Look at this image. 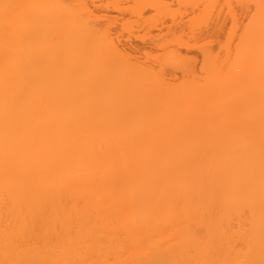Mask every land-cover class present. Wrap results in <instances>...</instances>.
<instances>
[{"label": "bare ground", "instance_id": "bare-ground-1", "mask_svg": "<svg viewBox=\"0 0 264 264\" xmlns=\"http://www.w3.org/2000/svg\"><path fill=\"white\" fill-rule=\"evenodd\" d=\"M71 1L0 0V264H264L262 0L180 86Z\"/></svg>", "mask_w": 264, "mask_h": 264}, {"label": "rangeland", "instance_id": "rangeland-1", "mask_svg": "<svg viewBox=\"0 0 264 264\" xmlns=\"http://www.w3.org/2000/svg\"><path fill=\"white\" fill-rule=\"evenodd\" d=\"M68 1V0H67ZM69 1H71V0H69ZM73 1V0H72ZM71 1V2H72ZM86 1H88V3L87 4H89V7H90V11H91V13L93 12V14L91 15V16H97L98 17V19L100 18V24H99V21H97L98 19H97V17H96V21L98 22V24L99 25H103V26H101V27H103V29L104 30H109V31H107L108 33H106V31H104V30H102V31H104V32H102V31H100V28H99V33L100 32H102V33H106V35H110L116 42H118L117 44H119V47H123V49L125 48L130 54H131V56H133V58L135 59V60H133V61H140L141 60V63H147V62H150V61H152V64H154V66L157 68V70L159 71V72H161V74L163 73V76H162V78L164 79V77L166 76V78H168L167 80H169L170 79V81H172L173 83H174V81H176L177 82V84H178V81H180L179 83L180 84H178L179 86L180 85H183V84H185V82H186V84H189V82H190V80L191 81H193V82H195V79H197V80H199L201 77L199 76V74L202 76V74H203V69L201 68L202 67V65H203V63L202 62H204L203 60H204V55H203V53L202 52H204L205 50H202L203 49V47H207V49H213L212 51L214 52V50L216 51V50H219V48H221L220 47V45L222 44V43H220V42H223V40H225V36H227L226 38H228L229 39V37H231V35L234 33V32H236V33H238L239 32V30L241 31V29H242V27H243V25H240V21H242L243 20V18H245L247 15L246 14H243V11L241 12L240 10H242V8H244V7H242L241 9L239 8V4H236L234 1V3L236 4V5H238V7H236L235 5H234V3H232L231 2V0L229 1V0H224V1H227L225 4L227 5V7H225L224 6V4H222V2H224L223 0H221V4H218L217 3V5L218 6H216V7H213V9H212V12L214 11V14L212 13L211 15V17H212V20H211V17L207 14V13H210V11L209 12H207L205 9L206 8H208V6L207 5H209V2H208V4H203V6H206V8L204 9L205 11H206V14L209 16H207L206 14H205V12H203L204 10H202V5H201V3H196V4H194V1H189L188 0V4H190L191 5V3H193L192 5H194V6H184L185 5V3H186V1L184 0V4L182 5V1L180 0H164V1H162V4H163V6L165 5V2L167 3V6L172 10V8H173V10L175 9V12H173V10L171 11L170 10V12H172V14L170 13H167V12H165V11H167L166 10V6H164V7H166L165 9H161L162 11L161 12H158V14L155 12L156 10H160V9H157L156 7H153V8H150L151 7V5L149 6V5H147V7L148 8H146L145 7V9L143 10V9H141L142 11H143V13H140V11H139V13H140V17H139V15H138V18H137V16H135V14L136 13H138V12H136V10L134 9L135 7H136V4H134V1H135V3H136V0H121V1H118V0H116V2L118 3L117 5L119 6V7H121V9H119V7L118 8H116L117 7V5H115V4H113V2H115V0H86ZM133 1V2H132ZM197 1V0H196ZM207 1H210V0H207ZM207 1H205L206 3H207ZM215 1V3L213 4L212 2H214ZM214 1H210L211 2V4H213V5H215L216 4V2H218L217 0H214ZM236 1V0H235ZM74 2V1H73ZM115 2V3H116ZM189 2H191V3H189ZM204 2V1H203ZM202 2V3H203ZM204 2V3H205ZM219 2H220V0H219ZM237 2V1H236ZM68 3H70V2H68ZM131 3L132 4H134L135 5V7H134V5H133V7L131 6ZM181 3V4H180ZM230 3V5L228 6V4ZM231 3L233 4V6L231 5ZM168 4H170V5H168ZM178 4H180V5H178ZM133 8V11H131L132 9H130V6ZM198 5H200V6H198ZM241 5V4H240ZM115 6V7H114ZM128 6V7H127ZM221 6H223V8H221ZM233 8V10L231 9V7ZM128 9H130V10H127V8ZM199 7V8H198ZM211 7V5L209 6V8ZM234 7H235V10H234ZM241 7V6H240ZM125 8V9H124ZM178 8V10L176 11V9ZM201 8V9H200ZM204 8V7H203ZM208 8V9H209ZM228 8H230L229 10H232L231 12H232V15L234 14V13H237L236 14V17L235 16H233V18L235 17L237 20H238V18L240 19V21H235V18L233 19L234 21H231L232 19L230 18V17H232V16H230L229 14H231L230 12H227V10H228ZM165 10V11H164ZM169 10V9H168ZM199 10H201V11H199ZM218 10H220L219 12L220 13H218ZM244 10V9H243ZM246 10V9H245ZM244 10V12L246 13V11ZM133 12H136V13H134V15H133ZM177 12H178V14H177ZM199 12H201L202 14H205V15H203V16H206V17H208V18H206L205 17V19L208 21V22H211V23H208V24H206V22L203 20V22L200 20V18L202 17H199V20L202 22V23H204L205 22V26L204 25H202L201 27H197V24H195L194 22L196 21V16H198V14L197 13H199ZM132 13V14H131ZM159 13H167V15L165 14V16L163 15V14H161V15H159ZM244 15V17L242 16V14ZM143 14V15H142ZM195 14V15H194ZM141 15H142V17H141ZM171 15V16H170ZM200 15V14H199ZM214 15V16H213ZM235 15V14H234ZM237 15H238V18H237ZM154 16V17H153ZM172 16H174V18H172ZM221 16V18H220V22L222 23V25L219 23V20H218V18ZM143 17H149V19L148 18H146V19H144ZM175 17H176V19H175ZM142 20H141V19ZM155 20H153V19ZM191 18L192 19H194L195 18V21L193 22V20H191ZM198 18V17H197ZM202 18H204V17H202ZM93 19V18H92ZM107 20H108V22H110L111 21V23H107ZM110 20V21H109ZM145 20H147L148 21V23L147 24H144V23H146L145 22ZM152 20V22H154L153 24H152V22H149V21H151ZM190 20V21H189ZM210 20V21H209ZM218 20V24H220L221 26H222V29H221V31L218 33V34H214V33H216V32H211L210 31V33H207V29L206 28H213V26L217 23H215V21H217ZM246 20V19H245ZM245 20H243V21H245ZM92 21V20H91ZM144 21V22H143ZM129 22L132 24V25H130V30H128L129 29V27H128V29H125L123 26H124V24L125 23H127V24H129ZM176 22V23H175ZM194 23L193 24V26H195V28L191 25V23ZM197 22V21H196ZM199 22V21H198ZM236 22V23H235ZM92 23H96L95 22V17H94V22H91V24ZM200 23V22H199ZM215 23V24H214ZM243 23V22H242ZM241 23V24H242ZM245 23V22H244ZM243 23V24H244ZM127 24H126V28H127ZM217 24V29L218 28H220L221 26H219ZM231 24H233V26H237V28L235 29V28H232L233 30H231L230 28H231ZM96 25V24H95ZM199 25V24H198ZM201 25V24H200ZM93 26H94V24H93ZM104 26H106L107 28H104ZM129 26V25H128ZM190 26H192L193 28H190ZM95 27V26H94ZM109 27H110V29H109ZM206 27V28H205ZM214 27H216V25L214 26ZM238 27H240V28H238ZM96 28V27H95ZM102 29V28H101ZM193 31H192V30ZM206 29V30H205ZM214 29V28H213ZM216 29V31H218ZM230 29V30H229ZM128 30V31H127ZM195 30V31H194ZM227 30H229V32L231 31H233V33H229V34H231L230 36H229V34H227L226 32H228ZM177 32V34L179 35V37L177 36V34H175ZM110 33V34H109ZM204 33H207L208 34V36L212 33V35H210L209 36V38H206V36L204 35ZM214 34V35H213ZM109 36V37H110ZM205 36V37H204ZM234 35H232V37H233ZM238 36V35H237ZM237 36H234L235 38H237ZM108 37V36H107ZM179 38L178 40L179 41H177L176 39L177 38ZM233 37V39L234 40H236L235 38ZM205 38V39H204ZM184 39L185 40V45H183V43L181 42V44L179 43L180 41H182V40ZM110 40H112L111 38H110ZM168 40V41H167ZM206 41V42H205ZM230 41H231V39H230ZM229 41V42H230ZM233 41V40H232ZM236 41H238V39L236 40ZM116 42H114V43H116ZM169 43V45H168V47L167 48H165V49H163V48H161V47H159V46H161L163 43ZM205 42V43H204ZM235 44H236V42L235 41H233ZM159 43H161V45L159 44ZM176 43V44H175ZM179 43V44H178ZM209 44L210 46L209 47H211V48H208V45H205V44ZM219 43H220V45H219ZM231 44H232V42H230ZM188 44V45H187ZM229 44V43H228ZM231 44H229V47L228 48H232L233 47V50L235 49L234 48V46L233 45H231ZM234 44V45H235ZM171 45V46H170ZM223 45V44H222ZM231 45V46H230ZM163 46H167V45H164L163 44ZM236 46V45H235ZM118 47V48H119ZM171 47L173 48L172 50H171ZM224 47V46H223ZM223 47L221 48L223 51H225V53H226V49H228V48H224L223 49ZM174 48L176 49V51H178V52H173V50H174ZM120 49V48H119ZM123 49H122V51H123ZM125 49H124V51H125ZM167 49V50H166ZM206 49V50H207ZM166 50V51H165ZM232 49H231V51H233ZM212 51H211V53H212ZM221 50H219V54L221 55V52H222V55H223V58H224V55H226V54H224L223 53V51H221ZM166 52V53H165ZM208 52H210V51H208ZM129 53H126V54H129ZM151 54V55H154L152 58H148V56H147V54ZM218 53V52H217ZM233 53V52H232ZM174 55L175 57H176V55H180V57L182 56V55H184L185 57H188V58H191V59H193L194 60V63H192L193 64V66H194V69L193 70H188L187 71V69L186 68H184V67H182V65L183 64H181V68L183 69H186V70H184V71H182V69H179L178 67V69L176 68H172V66H175L174 64L172 65V66H168L167 65V63H165V58H164V63L166 64H164L163 63V60H161V63H162V65L161 66H159L160 65V63H158L159 62V59L157 58V57H162L163 55L165 56V57H167V55ZM215 54V53H214ZM213 54V55H214ZM217 55V56H215V57H219L220 55ZM156 55H158L156 58H154ZM212 55V54H211ZM184 56H182L181 58H182V60L184 59ZM145 57V58H144ZM169 57V56H168ZM179 57V58H180ZM129 58H130V60L132 59L130 56H129ZM146 58H147V62H146ZM171 58V57H170ZM178 58V59H179ZM219 58H221V59H223L222 58V56L221 57H219ZM137 59H139V60H137ZM156 59L158 60V61H156ZM169 59V58H168ZM175 58H173V60H174ZM177 58H176V61H177V64H179L178 63V61L179 60H181V59H179L178 60ZM143 60H145V61H143ZM193 60H191L192 62H193ZM202 60V61H201ZM132 61V60H131ZM132 61V62H133ZM143 61V62H142ZM169 61V60H168ZM167 61V62H168ZM171 61H172V59H171ZM175 61V62H176ZM184 61H186V62H191L190 61V59H188V61L187 60H185L184 59ZM174 62V63H175ZM180 62V61H179ZM140 63V62H139ZM143 63V64H144ZM170 63V62H169ZM181 63V62H180ZM201 63H202V65H201ZM142 64V66L144 67V65ZM148 64V63H147ZM151 64V63H150ZM164 64V65H163ZM176 64V65H177ZM186 64H191V63H185L184 65H186ZM191 64V65H192ZM140 65V64H139ZM147 65H145V67H146ZM153 66V65H152ZM187 66V65H186ZM144 67V68H145ZM150 67V68H149ZM149 67H147V70H148V68L151 70L152 68H151V66H149ZM161 67H163V68H161ZM155 68V69H156ZM187 68H190V67H187ZM193 68V67H192ZM200 69V70H199ZM202 69V70H201ZM150 70H148V72H150ZM195 71L197 72V73H195ZM154 72H156V71H154ZM183 72H186L187 74L188 73H190V74H188V76H190V75H194V79L192 80V79H189V80H185L186 78H184V76H185V74L183 73ZM159 74V73H158ZM152 75H153V73H152ZM155 77H156V73H155V75H154ZM160 76V75H159ZM159 76H157L159 79H162L161 77H159ZM187 76V75H186ZM185 76V77H186ZM193 77V76H192ZM165 78V79H166ZM188 78V77H187ZM189 78H191V77H189ZM183 79V83L181 84V80ZM167 80L165 81V80H160L161 82L162 81H165V83H167ZM196 80V81H197ZM193 82H191V83H193ZM169 83V82H168ZM173 83L172 84H168V85H172L173 86ZM167 85V84H166ZM174 86H176V85H174Z\"/></svg>", "mask_w": 264, "mask_h": 264}, {"label": "snow or ice", "instance_id": "snow-or-ice-1", "mask_svg": "<svg viewBox=\"0 0 264 264\" xmlns=\"http://www.w3.org/2000/svg\"><path fill=\"white\" fill-rule=\"evenodd\" d=\"M260 8H261L262 12H264V0H262V3L260 5Z\"/></svg>", "mask_w": 264, "mask_h": 264}]
</instances>
